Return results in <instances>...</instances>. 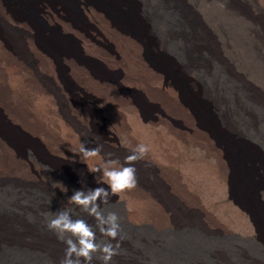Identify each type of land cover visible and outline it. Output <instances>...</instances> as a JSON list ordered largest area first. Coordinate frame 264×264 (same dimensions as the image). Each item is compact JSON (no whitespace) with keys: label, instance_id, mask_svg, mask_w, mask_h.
I'll list each match as a JSON object with an SVG mask.
<instances>
[{"label":"bare ground","instance_id":"1","mask_svg":"<svg viewBox=\"0 0 264 264\" xmlns=\"http://www.w3.org/2000/svg\"><path fill=\"white\" fill-rule=\"evenodd\" d=\"M107 1L112 8L124 11L132 25L117 21L110 8L99 0H69L75 8L71 13L65 10V0H0V195L7 198L0 199V264H18L3 255L7 250L44 252L49 264H60L65 256L67 245L51 242L37 221L35 209H28L20 201L37 188L36 183L69 189L72 193L62 196L61 203L66 207L71 205L68 198L75 190L107 188L95 181L101 173L89 171L101 163V158L92 163L87 160L85 166L82 163L85 157L80 153L81 143L87 148L91 146L76 116L64 104V96L75 94L91 103H101L108 121L125 129L133 127L139 136L147 135L142 123L153 113L171 127L173 139L166 141L169 147H165L163 133L152 129L156 132L153 143L159 144L157 150L164 164H159L155 171L153 168L152 174L160 182L159 189L167 201L137 178L140 190L135 194L134 189L130 200L138 214L132 210L129 214L137 216L144 211L148 224L157 230L163 228L165 222L161 220L167 217L175 228L195 227L207 234H228L202 211L200 198L193 193L206 185L199 177L201 174L211 176L213 167L205 163L208 154L228 170L232 202L258 232V256L251 257L245 250L239 253L249 264H264V157L245 140L248 134L262 140L256 131L255 113L249 106L259 105L264 110V103L257 104L247 90L240 91L244 101L230 99L224 94L223 84L214 81L212 67L216 66V74L232 79V90L246 86L235 69L240 62V56H236H243L244 51L241 47L233 49L237 47L234 43H244L239 42L242 38L228 37L226 46L227 39L224 41L231 60H238L232 69L216 48L214 51L217 41L213 38L210 43L212 37L205 25L209 18L205 13L199 14L195 7L197 1L217 7L219 17L239 25V33L249 39L250 46L256 49L258 45L257 50L263 52L264 0ZM214 22L216 29L220 23ZM245 62L247 68L251 66V60ZM262 69L263 76L264 65ZM176 140L190 143L192 160L183 154ZM101 156L104 161L109 160L108 155ZM183 158L186 164L180 162ZM144 159L139 163L149 172L148 154ZM114 199L110 196L109 201ZM3 200L6 202L2 203ZM25 211L32 219H23ZM143 221L139 218L137 222ZM93 264L101 262L94 259ZM111 264L135 263L116 255Z\"/></svg>","mask_w":264,"mask_h":264},{"label":"rangeland","instance_id":"2","mask_svg":"<svg viewBox=\"0 0 264 264\" xmlns=\"http://www.w3.org/2000/svg\"><path fill=\"white\" fill-rule=\"evenodd\" d=\"M65 1H66L65 10L70 11L68 13L75 11V8H73V6L69 4V0L68 2L67 0ZM99 1L104 6H107L110 8L109 12L112 14V16H115L114 18L117 21L123 24L126 23L128 25L129 24L132 25V20L120 8H116L114 6L113 7L115 9L112 8L111 3L107 0H102V1L99 0ZM195 3L196 5L195 4L194 5L195 7L197 6L196 9L199 12V14L205 13L206 16L210 20L206 22L205 25L208 26L209 32L211 34L210 37H212V41L210 40V43L213 42V38L217 41L216 45L213 46L214 51L216 48V50H218V54L220 56L222 55L221 58L224 59V61L227 60L228 63H230V66H232V69L234 65L238 62V60H231L230 55L227 54L228 53V50L226 47L227 43L230 39L232 40L234 38H242V40H239V42L243 41L244 43V45L242 46H240V44L238 43H234L237 45V47L233 49L235 51L241 50V49L242 51H244L243 56L240 53L238 54V56H236V58L240 56L239 58L240 62L238 63L239 66H236L235 69L236 71L240 72L239 74L242 75L240 79L243 78L244 82L246 83V86H243L244 87L243 88V87H240L239 85V87L236 86L237 88H239L238 90L237 89L235 91L232 90L231 89L232 85H230L229 83V82H232L231 81L232 79H229V78L224 79V78H221L219 74H216V72L218 71V68L216 66L212 67V74H214L212 75V77L214 78V81L218 84H223L225 88L224 94L230 99L232 97H235V98H238L239 100H243L244 95L240 91L247 90L249 91L250 95H252L251 97H253L254 100L258 101L257 104H262L260 102L264 103V94H262L264 92L263 90L264 89L263 88L264 87V84H263L264 74L263 76L261 74L263 70L262 68L264 65L263 63L264 62V57H263L264 51L262 52L261 50H257L258 45L256 49L252 45L250 46L248 42L249 39L244 34L239 33L241 32L239 29V25L236 26V24L232 21L228 22V20L223 18V16L219 17V15H217L216 13L218 12L216 10L217 7L212 6L210 4L209 6L210 8H209L205 5V3L202 2V4H200L198 1ZM215 20L220 23L216 29H214V27L216 26L214 22ZM236 30L237 32H235ZM225 33H227V35ZM224 41H226V46L224 45ZM244 47H246L245 50H244ZM253 52H257V53L255 54ZM244 55L245 57L246 56L247 57L245 58ZM260 55L262 56L261 60H260V57H261ZM243 58L245 60H251V66L247 68V66L244 65L246 62ZM250 79L254 81H251ZM205 80L207 81V79ZM257 89L260 90V92ZM184 92L187 93L186 89L184 90ZM66 96H64V100H65L64 104L66 108L68 107L67 109L69 111L71 110L76 116L77 122L79 121L78 123L80 124V127H82L81 130H83L82 132L84 133V136L87 142L90 144L91 148L96 147L97 145H103L101 155L104 154L106 157L108 155V158L112 160L118 159L120 161V164L122 165V164H125V157L131 154V151L129 148L130 145L135 146L138 144H146L149 147V152H148L149 159H146V160H149V168H150L149 172L150 173L147 172L146 170L144 171L138 161L135 163V167L137 169L136 177L140 178L141 180L143 179L148 184V186L151 185L153 189H156L158 194L160 193L159 195L161 196V198L163 197V199L167 201V198L165 197L161 189H159L160 182L157 180L155 175L152 174L153 168L155 171V169L159 167V164L160 166L162 164L161 163L162 157L161 155H159V152L157 150L159 148L158 147L159 144H157L158 145L157 146L156 143H153L154 142L153 138L156 132L153 133L152 129L153 131H156L155 129H157L158 132L159 131L160 133L162 132L163 139L164 140L166 139L165 143L166 141L168 143L169 139L172 138L171 136L173 133L171 130V127L166 126L165 122H163V120H161L157 116V114L153 113L152 114L153 116L151 115L152 117L148 118L142 123L143 124L142 129L146 130L147 132V135L145 137H142V136H139V134L135 132L133 127L131 128L128 127L129 129L128 130V129H125V127L123 126H120L121 124L120 125L114 124L110 120L109 122L108 121L109 117L104 114L106 110L102 106L101 103L94 104L88 100H84L81 94H75L73 96L66 95ZM249 108H252L251 111L255 113V117L257 119L256 124H255L256 131L258 135H261L262 140H259L257 137L250 135V134H248L249 136L246 135V137L245 136L244 137L246 141L255 145L258 148V150H260V152L263 154V157H264V148H263L264 147V110L262 108L260 109L259 105H252V104H250ZM117 125H119V129ZM146 127H148V129H146ZM148 132L150 133V135ZM129 143H132V144H129ZM176 144L177 146L183 149V154L192 160L193 154L191 150L193 149V147L190 146V143L178 141ZM166 146H168V144L165 145V147ZM118 149L121 151H119ZM56 156L65 158L64 156L59 155V154H57ZM209 156L210 155L208 154L205 155V157H207L205 158L206 159L205 163L206 165L208 164L207 166H209L210 168L213 167V170H211V176L206 178L205 174H201L202 176L200 175L199 177H202L201 179L203 181L204 180L206 181V182L204 181L206 185H204L203 188L200 187L198 190H195L193 193L195 195L196 193L198 194V198H200L199 207L201 209H204L202 211L207 212L213 218L215 223L219 224L223 229L227 230L228 234H225V233L219 234V235L212 234V233L207 234L206 232H203L199 228L197 229L195 227L188 228L185 226H178L177 228H175L171 226L168 218L165 216H164L165 219L161 220V222L162 221L165 222V223L163 222L164 223L163 228H161L160 230H157L150 223L148 224L149 221L147 220L146 214H144V211L143 212L139 211V215L137 216H139L140 219H144L145 222L144 221L142 223L137 222L139 218L137 219V216H135V213L130 212L131 215L128 213V211H131V210L135 212L137 211L136 208L135 209L133 208L134 206L132 207L133 205V203H131L133 202L132 199L130 200V198L134 197L135 192L133 190L136 189L135 194H138L137 192L140 190L136 186V188H134L132 191H125V192L119 193L116 196H113L115 197L113 201H108V203L101 205L103 214L107 215L108 212H115L120 218L119 223L121 226V231H120L119 237L117 238V240H114L115 242L111 241L114 246L116 245V243L119 245L117 249L119 256H123L126 259H131L132 262L135 264H246V263L249 264L248 260L244 258L243 255L240 253L242 250L243 251L245 250L244 252L246 254H249L251 257L256 256V253L259 247H261V243L258 237V232L254 228L252 222L242 212H240L232 202V190L228 183V174H229L228 170L226 169V167H223L213 156H210V157ZM96 158L98 159L100 157L83 158L85 160H83L82 163L85 166V161L89 160L88 162H90L92 160L91 161L92 163V162H95L94 160H97ZM185 158L181 159L180 162L182 161V163L186 164L187 158L186 159ZM156 159H158V161ZM200 159L203 160L202 158ZM200 159L198 158V160ZM119 166L120 165H117V167ZM211 180L213 181V183L215 181L216 182L213 184ZM191 181L192 180H189V183L193 184V181L192 182ZM36 184H37L36 185L37 188H35V190H30L28 194L26 195V198H22V197H25V195L22 196L20 198V201L28 209H32V208L35 209L37 216H38L37 218L38 223L40 221V225L41 226L43 225L44 233H46L49 236V238L52 239V241L51 240H48V241H51L53 243L55 242L58 244H65L61 239H58L57 235L53 231H51L47 227L48 221L54 218L56 213L59 211L69 209L70 210L69 215L73 220L78 219V217L79 219L81 217V219H84V220L86 218L85 221L88 224L92 222V224L90 225L92 226L96 225V223L94 222L95 219L89 216L87 213L80 211L79 206L75 205L74 203H70L71 205L66 207L64 204L61 203L62 201H64L62 196H64L67 192L69 193L71 192L69 189L66 192H63L61 191L62 188L59 185H54L53 186L54 188L53 187L47 188L46 186H43V184H39V183H36ZM45 191H48V192L51 191V192L48 195V192H45ZM126 192H128L129 195ZM52 194H55V196ZM124 198H126V202ZM0 199H7V198L0 195ZM5 202L6 201L2 203H5ZM126 204H128L129 206ZM125 207H128V208H125ZM37 208L39 209V211L36 210ZM81 212L82 214H80ZM137 212L136 214H138ZM24 214L26 215V216H22L24 220L26 219L29 220V218L32 219L31 214L27 213V211H25V213H22V215ZM75 216L77 217L75 218ZM94 230H96V228H94ZM96 231L98 234L97 235L98 240L107 241L109 239L108 237L102 236L98 230ZM70 235H71L70 233H66L64 236V240L68 239ZM71 238L75 239V237H71ZM123 241L125 244L123 243ZM121 242L123 245L121 244ZM121 246L123 247L122 250L120 248ZM10 251L9 250H7V252L5 251L3 255L9 260H14L18 262V264H49V258L44 252H40L37 250H31V252L30 250H20V252L17 250L16 251L10 250ZM120 252L122 253V255ZM123 252H126V253H123ZM94 255H99V253L94 254ZM213 255H215V257ZM222 258H225V259H222ZM243 259H245L246 261Z\"/></svg>","mask_w":264,"mask_h":264},{"label":"clouds","instance_id":"3","mask_svg":"<svg viewBox=\"0 0 264 264\" xmlns=\"http://www.w3.org/2000/svg\"><path fill=\"white\" fill-rule=\"evenodd\" d=\"M129 148L131 154L125 157V164L121 165L118 159L103 160L101 156L103 145L89 149L81 143L80 153L85 158H101V163L90 168L89 171L102 173L99 179L95 177V181L98 185H107V188L98 186L75 190L68 200L79 206L80 211L93 217L96 221V230L102 236L108 237L109 240H98L97 231L94 230L93 226L84 219L73 220L69 215V209L59 211L54 218L48 221L47 227L67 245L65 256L60 264H93L94 259L99 260L101 264H111L113 257L119 254L117 250L119 245L114 246L111 241L117 240L119 237L121 231L120 218L115 212L103 214L101 205L108 203L110 196L131 191L137 186L135 163L144 159L149 152V147L146 144H138L136 146L130 145ZM117 165L120 166L117 167ZM46 170L51 171V169ZM61 191L66 192L67 188L63 186ZM98 198L99 203H97ZM66 233L71 235L64 240ZM71 237H75V239ZM97 253L99 255H94Z\"/></svg>","mask_w":264,"mask_h":264}]
</instances>
